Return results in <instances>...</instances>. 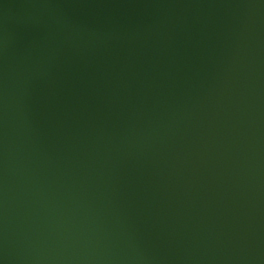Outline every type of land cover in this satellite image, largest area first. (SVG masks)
Here are the masks:
<instances>
[{
    "label": "water",
    "instance_id": "1",
    "mask_svg": "<svg viewBox=\"0 0 264 264\" xmlns=\"http://www.w3.org/2000/svg\"><path fill=\"white\" fill-rule=\"evenodd\" d=\"M0 264H264V0H0Z\"/></svg>",
    "mask_w": 264,
    "mask_h": 264
}]
</instances>
